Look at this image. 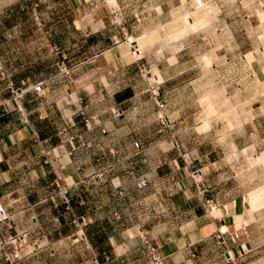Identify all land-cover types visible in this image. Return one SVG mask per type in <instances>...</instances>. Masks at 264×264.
I'll list each match as a JSON object with an SVG mask.
<instances>
[{
	"label": "crops",
	"instance_id": "0c3cea01",
	"mask_svg": "<svg viewBox=\"0 0 264 264\" xmlns=\"http://www.w3.org/2000/svg\"><path fill=\"white\" fill-rule=\"evenodd\" d=\"M158 1L146 2L150 13L137 12L130 27L122 25L123 16L119 25L95 18L84 25L88 16H77L72 37L58 36L60 45L73 47L77 63L57 82L27 77L28 71L0 72V198L13 214L0 231L16 240L10 247L19 264H94V256L101 264H154L152 248L164 264H240L242 247L252 250L254 239H264L256 225L264 217L240 206L253 181L243 182L249 186L242 192L234 164L227 165L231 152H264V66L251 26L259 3L264 24V0L249 7L243 0H208L216 21L197 33L189 34L188 27L177 52L166 46L162 28L194 2ZM151 30L161 39L142 58L163 82L165 105L152 117H132L130 109H155V102H139L150 95L132 83L136 61L126 39ZM82 46L85 55L80 50L77 57ZM8 81L16 87L27 83L20 101L12 99ZM40 81L46 83L45 96L33 90ZM198 88L207 98L202 109L214 112L194 122L180 112L190 109ZM115 109L123 111L121 117ZM233 109L238 120L228 116ZM162 116L169 126H162ZM193 140L201 143L194 147ZM190 156L199 162L197 171L190 168ZM140 177L148 180L145 189L138 188ZM195 182L209 187L207 195L221 206L218 215L201 207ZM65 186L69 206L59 196ZM212 245L220 249L216 256L206 251ZM0 264H6L1 248Z\"/></svg>",
	"mask_w": 264,
	"mask_h": 264
},
{
	"label": "rangeland",
	"instance_id": "374dc122",
	"mask_svg": "<svg viewBox=\"0 0 264 264\" xmlns=\"http://www.w3.org/2000/svg\"><path fill=\"white\" fill-rule=\"evenodd\" d=\"M149 1H153L155 3L159 2L158 0H0V65L2 70L5 74H8L7 71L15 74L28 71L27 77L34 79L44 78V80L47 79L52 83L57 82L60 76L63 75L67 77L66 72H69V74L72 73V69L77 63L76 57L72 55L73 47L62 46L58 42L59 35H69L72 37L74 32L73 21L77 18V16L82 19L85 16L89 17L83 21L84 25L88 23V19L92 21V18L96 19L95 23H98L102 19L108 20L111 23L112 20L114 21V14H112V11L115 8L119 14V16H117L118 22L112 25H119L121 17L123 16L122 25L130 27L129 25L134 24V22H136L135 20H137V17L135 16L137 12L144 11L142 13L143 15L150 13L149 11H145L143 7L144 4ZM255 2H257V0H243L242 4L244 7H249ZM260 5L261 3H259L258 6V13L251 17V26L255 29V36L257 40L256 53L263 58L262 64L264 66V24L262 23L260 17V13H262L263 8H261ZM207 9L208 8L196 9L194 5V8L188 10L183 16L177 18L171 26L162 28L164 30L165 44L166 46H170L171 52H175L177 50L175 49V46L177 44L176 36L178 34H191L203 31L216 21V16L214 14L209 18L210 21L208 20L206 24L203 26L197 25L196 30L188 32L187 28H190L188 18H194V22L199 21V19L202 20L204 18V14L206 15L208 12ZM212 9L214 8L212 7ZM154 14L155 13L151 12L150 18L154 17ZM257 17L260 21L257 20ZM131 37L136 39L140 38L141 40H139L142 43L140 52L135 54L133 53L134 49L132 51V43L128 42L131 49V57H133L135 61L136 59L143 57L147 52L153 50L154 44L161 39L160 33L157 30H151L138 35L135 34ZM80 50L83 52V56L85 55V47L82 46L76 51L77 57L80 56V52H78ZM192 52L194 54H198L199 49L193 50ZM3 60L6 61L7 66L2 63ZM192 69L188 71H199L198 68ZM256 70L262 72L263 68L256 63ZM153 71L157 72L154 67ZM132 76L134 77L132 80L133 85L143 91H146L147 93L146 83L139 74L138 62L135 64ZM184 80V78L181 79L182 82ZM5 85H7V83H5ZM150 97L141 96L139 102H155V100L152 97L151 98L153 100H151ZM81 100L84 102V99ZM189 101L191 102L190 109L182 110L180 114L185 116V113H187L186 116L193 119L194 122L202 120L209 115L211 116L214 112L212 110L206 111L202 109V105L204 101H207V98L203 97L201 89L199 88L192 91V96ZM144 107L145 111L138 109L137 112L136 109H130V116L152 117L154 110L155 112H158L159 110L156 102L155 109H153V106L149 104H145ZM227 113L228 116L234 117L236 120L239 119V114L236 110L233 109ZM122 114L123 111L119 117H121ZM200 143L201 141L199 140H193L192 146H199ZM262 155H264V152L254 154L248 150H239L231 152L229 158H227L229 161L228 163L226 162L227 165H231L233 163L235 166V171L237 173L236 176L239 177L242 184V192L247 190L249 186L248 183L246 184L243 182H247L250 179L253 181L250 184V192L264 188V161L258 160ZM189 162L190 168L193 171H197L199 167L198 160H195L193 156H190ZM196 163L198 164V167L194 168ZM195 187L202 197L201 207H203L205 199L215 198L211 196V194L208 196V192L202 194V189L205 187L204 182H200L199 184L195 182ZM205 188L209 187L206 186ZM249 195L246 196L244 204L240 203V206H245L246 209H252L255 215L258 216L257 219H260L259 217H264V205H261L262 207L259 206L258 208H253V206L249 203ZM140 206L146 207L144 203H141ZM215 214L216 213H214V215ZM218 214L219 213L217 212L216 215ZM256 225L258 228V234L260 233L262 235L264 233V220H260V222ZM256 240L257 239H254V249L251 250L246 247L247 252H243L242 257L239 259L240 264H264V239ZM212 249L213 251L210 249L206 251L210 254L214 253L215 256L218 255V252H220L217 251L220 249L216 248V245H212ZM223 260L225 261L224 258ZM204 264L223 263L218 260L216 262L207 261Z\"/></svg>",
	"mask_w": 264,
	"mask_h": 264
},
{
	"label": "built area",
	"instance_id": "2783aa9c",
	"mask_svg": "<svg viewBox=\"0 0 264 264\" xmlns=\"http://www.w3.org/2000/svg\"><path fill=\"white\" fill-rule=\"evenodd\" d=\"M191 1V0H190ZM194 2V5L196 9H204L208 8L211 10L210 7V1L208 0H192ZM211 2H213L211 0ZM217 14H221L222 10L217 9ZM112 14H114V21L112 20V23H117L119 14L117 13V10L114 8L112 11ZM121 23V20H120ZM127 42H131L130 37L126 39ZM134 44V43H132ZM133 51V48H132ZM135 53V50L133 51ZM136 62H138V69L139 74L141 78L145 81L147 86V93L151 95V97L155 100L158 107L162 108L165 105L164 99H162V80L158 74V72L153 71V66L147 63L143 60L142 57L136 59ZM0 72L4 76V72L2 70V67L0 65ZM66 75H69V72H66ZM27 83L25 81L22 82L21 87H16L15 84L12 81H8V88L12 94V99L16 102L20 101L25 92L27 91L28 87ZM33 90L39 95V96H45L46 95V83L45 81H40L33 85ZM81 100V99H80ZM82 101V100H81ZM20 112L23 117H27L26 111L23 107H20ZM114 114L118 117L120 115V111L118 109H115ZM161 124L163 127H167L170 124L169 118L162 116L161 117ZM103 133H107L106 129H103ZM136 148H139V145L135 144ZM129 165L131 168L134 167L135 161L131 160L129 162ZM148 185V180L145 177H140L138 181V188L139 189H145ZM115 188L119 190L120 195L123 194V191L121 190V186L119 184L115 185ZM207 192V188L202 189V194H205ZM59 196L62 198L63 203L67 206L71 203V194L70 189L68 187H60L59 188ZM203 207L206 211V213H210L213 210H218L221 206L218 204V202L215 200V198L211 199H205L203 202ZM115 217H119L118 213H115ZM13 221V214L9 211L8 205L4 203L3 199L0 198V225L5 224L9 225ZM141 230L143 231V227H141ZM221 233H226V231H223V228L220 230ZM16 243L15 239H7L4 238L0 231V248L2 250V256L6 264H19L20 256L14 252V250L11 249L10 245H14ZM242 251L246 253V246L242 247ZM228 253V261H232L234 259V253L231 251H227ZM233 255V257H232ZM104 259L109 260V257L107 254H104ZM152 262L154 264H164L163 259L158 255V251L155 248H152ZM94 264H101L100 258L98 256H94L93 258Z\"/></svg>",
	"mask_w": 264,
	"mask_h": 264
},
{
	"label": "bare ground",
	"instance_id": "6f19581e",
	"mask_svg": "<svg viewBox=\"0 0 264 264\" xmlns=\"http://www.w3.org/2000/svg\"><path fill=\"white\" fill-rule=\"evenodd\" d=\"M112 1H114V0H112ZM208 10V12H207V14L205 15L204 13V18L201 20V19H199V21H195L194 22V20L192 21V19L189 17L188 19V22H189V26H190V30L192 31V30H196L197 29V25H204V24H206L207 22H208V20H209V18L212 16L211 15V10H209V9H207ZM198 11V10H197ZM199 12V11H198ZM200 13V12H199ZM203 14H202V16H203ZM217 14V13H216ZM261 15V14H260ZM199 17V16H198ZM210 21V20H209ZM147 32V31H146ZM183 35H185V34H178L176 37H177V44H176V46H175V48L177 49V51H178V49H180V48H182V37H183ZM140 39V38H139ZM139 39H136V38H132L131 37V43H134V44H132V48L135 50V54L137 53V52H140V49H141V47H142V43H141V39L139 40ZM143 41V40H142ZM145 41V40H144ZM143 49V48H142ZM259 161H264V155H262L261 157H259V159H258ZM250 205L251 206H253V208H258L259 206H261V205H264V188L263 189H261V190H256V191H253V192H251L250 193ZM262 207V206H261ZM216 212H218V210H213V211H211L209 214L210 215H214V213H216ZM223 231H227V229H223ZM232 257H233V255H232Z\"/></svg>",
	"mask_w": 264,
	"mask_h": 264
}]
</instances>
